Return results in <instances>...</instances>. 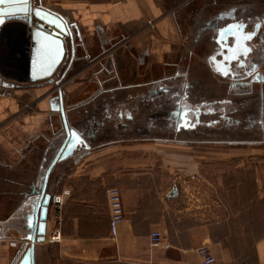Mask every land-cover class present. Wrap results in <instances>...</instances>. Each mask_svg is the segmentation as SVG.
<instances>
[{
  "label": "crops",
  "instance_id": "1",
  "mask_svg": "<svg viewBox=\"0 0 264 264\" xmlns=\"http://www.w3.org/2000/svg\"><path fill=\"white\" fill-rule=\"evenodd\" d=\"M186 1L43 0V4L77 24L78 28L74 29L77 57H109L117 49L121 50V57L135 53L138 57H150L149 69L151 71L153 66L155 70L148 77L157 78L163 74L164 64L175 54L184 53L190 42L192 29L185 19L190 13V3L182 12L176 10ZM205 1L208 0H198V4ZM149 20L155 21L154 27H149ZM105 77L99 74L103 83L99 82L95 91L127 85L122 81L116 85L114 82L106 84ZM142 78L145 80L146 76ZM72 88L73 93L84 92L78 84ZM17 89L0 90V246L3 247L10 238H22L24 192L36 181L38 173L48 167L50 154L46 151L53 139L47 129L54 114L50 109L51 98L39 102L37 113L5 124L7 115L21 110ZM36 92L40 95L44 90ZM163 148L156 145L147 151L144 145L123 143L82 157L75 155L58 165L50 184L55 193L70 191L62 212L64 240L36 245L38 263L201 264L197 249L208 246L216 257L222 256L224 260L213 264H238L233 263L235 251L228 241L212 237L221 223L191 219L182 208L179 190L178 195H172L178 185L172 181L169 184L166 176L180 168L181 149L166 147L168 151L159 155L158 149ZM171 158L177 160L176 165L169 164ZM191 175L195 178L198 171L194 170ZM114 186L121 189L126 210V220L120 225L117 236L111 233L107 194ZM261 189L264 192V184L257 187L258 199ZM11 215L16 216L18 226L2 234V225ZM54 226L52 206L47 233ZM155 230L166 236L169 247L151 245L150 235ZM261 237L256 241L257 261L253 264H264V232Z\"/></svg>",
  "mask_w": 264,
  "mask_h": 264
},
{
  "label": "flooded vegetation",
  "instance_id": "2",
  "mask_svg": "<svg viewBox=\"0 0 264 264\" xmlns=\"http://www.w3.org/2000/svg\"><path fill=\"white\" fill-rule=\"evenodd\" d=\"M188 3L190 13L185 19L192 29L190 42L184 53L164 64L157 78L148 77L155 70L153 66L154 70L149 69L150 57L135 53L121 57L117 49L109 57H77L75 36L74 53L69 45L56 74L58 80L67 72L63 85H56L53 96L63 103L69 125L85 139L75 155L82 157L123 143L177 148H191L193 143L264 145V0L200 4L187 0L176 10L182 12ZM231 24L237 25V38L218 41L220 31L225 35ZM235 40L238 45L232 49ZM221 60L230 61L229 67H223L227 75L216 70ZM100 73L106 76V84L122 81L127 85L95 91ZM77 84L84 92H72ZM56 116L59 125L53 123V115L47 128L53 138L46 151L49 154L59 148L52 143L66 136L62 116ZM30 190L26 188L24 194ZM29 201L27 197L26 204H21L22 212ZM17 226L16 216H9L2 234ZM7 259L4 255L1 264Z\"/></svg>",
  "mask_w": 264,
  "mask_h": 264
},
{
  "label": "rangeland",
  "instance_id": "3",
  "mask_svg": "<svg viewBox=\"0 0 264 264\" xmlns=\"http://www.w3.org/2000/svg\"><path fill=\"white\" fill-rule=\"evenodd\" d=\"M148 25L152 27L149 21ZM62 85L63 82L59 86ZM58 87L55 84L50 86L40 82L35 87L18 88L21 110L14 115L12 113L7 115L4 118L5 124L19 120L25 115L37 113L40 110L37 108L39 102L45 98H52ZM3 88L10 89L0 86L1 92H4ZM40 89L44 92L39 95L36 90ZM56 114H53L56 117L53 123L59 125ZM144 146L149 151L156 145L151 143ZM191 146L180 148V168H175L173 175L166 176L169 178L168 183L172 181L178 185V190L182 194V208L191 219L198 222L219 221L221 224L215 228L216 237L230 232L233 234L235 248L233 263L253 264L257 261L256 238L264 232L263 189L260 199L257 195V187L264 184V145L227 146L219 143H193ZM165 148L158 149L159 155H162V151L165 153L168 151ZM168 162L170 165L177 164V160L172 158ZM194 170L198 171L195 178L191 175ZM178 171L179 175L176 174ZM14 239L19 241L15 247L10 244ZM21 244V239L10 238L5 247L0 246V264L4 255L8 258L6 264H11ZM38 250L36 246V259ZM219 257H216L217 260L223 262V257Z\"/></svg>",
  "mask_w": 264,
  "mask_h": 264
},
{
  "label": "water",
  "instance_id": "4",
  "mask_svg": "<svg viewBox=\"0 0 264 264\" xmlns=\"http://www.w3.org/2000/svg\"><path fill=\"white\" fill-rule=\"evenodd\" d=\"M234 26L237 25H229L225 35L220 31L217 40L237 38ZM77 28L75 22H70L62 13L44 5L43 0L0 2V86L24 89L27 86L35 87L45 80L59 86L67 72L58 80L56 74L70 46L74 53V29ZM237 45L235 40L232 49ZM229 63L219 61L216 70H220L217 72L222 74L225 65L229 67ZM50 109L62 116L66 136L52 143V147L59 148L51 151L48 167L38 173L30 192L24 194L22 204H26L27 197L30 201L26 210H23L22 244L13 264H37L36 245L46 242L48 219L55 194L50 184L51 176L58 165L73 158L85 143L84 137L67 122L62 102H58L55 97L51 98ZM172 195H178V189H173Z\"/></svg>",
  "mask_w": 264,
  "mask_h": 264
},
{
  "label": "built area",
  "instance_id": "5",
  "mask_svg": "<svg viewBox=\"0 0 264 264\" xmlns=\"http://www.w3.org/2000/svg\"><path fill=\"white\" fill-rule=\"evenodd\" d=\"M150 26H155L154 20H149ZM70 194L69 190H63L54 194L53 209L55 226L47 233L46 241L49 243H61L64 240L62 234V212L65 205V199ZM108 200L110 206V227L113 236H117L119 227L126 220V210L122 191L119 187H110L108 189ZM150 242L152 246L164 245L169 247L166 236L159 230L152 231L150 235ZM19 241L13 240L11 246H17ZM197 253L201 259V264H213L217 258L212 253L210 247L202 246L197 249Z\"/></svg>",
  "mask_w": 264,
  "mask_h": 264
},
{
  "label": "trees",
  "instance_id": "6",
  "mask_svg": "<svg viewBox=\"0 0 264 264\" xmlns=\"http://www.w3.org/2000/svg\"><path fill=\"white\" fill-rule=\"evenodd\" d=\"M264 227H262L263 229ZM212 237H214V239L219 240V241H223V242H227L228 241V245L233 249V251H235L233 242H234V237L233 235H231V233L225 234L221 237H216V234L214 233V235L212 234ZM262 237L261 235L258 236L256 239L257 241L260 240ZM63 264H82V263H77V262H73V261H65Z\"/></svg>",
  "mask_w": 264,
  "mask_h": 264
},
{
  "label": "snow or ice",
  "instance_id": "7",
  "mask_svg": "<svg viewBox=\"0 0 264 264\" xmlns=\"http://www.w3.org/2000/svg\"><path fill=\"white\" fill-rule=\"evenodd\" d=\"M0 2H3V0H0ZM36 14L39 15V11H37ZM249 38H250V37H249ZM217 70L219 71L220 69H217ZM222 74L227 75L228 72H227V71H223Z\"/></svg>",
  "mask_w": 264,
  "mask_h": 264
}]
</instances>
